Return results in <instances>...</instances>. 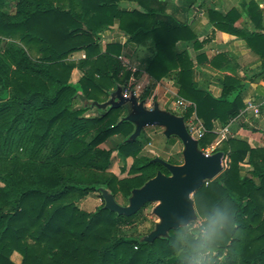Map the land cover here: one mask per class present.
<instances>
[{"label": "trees", "instance_id": "1", "mask_svg": "<svg viewBox=\"0 0 264 264\" xmlns=\"http://www.w3.org/2000/svg\"><path fill=\"white\" fill-rule=\"evenodd\" d=\"M128 2L137 8L123 7ZM250 5L254 20L258 7ZM208 13L220 30L241 34L234 27L238 10ZM109 29L124 32L139 45L152 41L145 71L155 82L178 71L179 96L194 104L182 114L186 120L196 112L211 129L214 120L227 123L245 108L247 83L226 81L220 98L197 87L191 56L178 49L197 37L189 25L166 13L161 0H0V44L9 43L0 51V264H15L14 252L23 257L22 264H192L202 256H212L215 264H264V149L244 139L232 140L229 153L228 148L217 150L229 157L227 168L194 195L202 227L218 211L230 217L222 234L195 255L197 233L184 235L190 225L145 243L142 236L120 235L121 227L143 209L126 217L105 204L94 214L72 204L76 192L101 193V188L116 200L121 193L128 204L132 190L158 173L153 165L159 163L150 158L139 168L142 175L122 179L118 187L111 181L84 184L63 175L64 168L104 172L115 153L123 162L141 154L140 138L125 142L135 130L131 122L121 121L125 109L95 108L96 116L85 115L93 110L85 101L104 103L117 85L127 89L120 78L121 46L112 43L102 49V34ZM242 36L261 57L264 72V34ZM76 52H85L93 68L73 80L78 66L69 58ZM131 77L132 72L125 74V80ZM119 134L125 139L116 148L102 147ZM246 164L252 167L247 173ZM248 229L256 232L254 237L238 235ZM182 241L187 249L175 255ZM236 244H243L237 255L232 252Z\"/></svg>", "mask_w": 264, "mask_h": 264}, {"label": "crops", "instance_id": "2", "mask_svg": "<svg viewBox=\"0 0 264 264\" xmlns=\"http://www.w3.org/2000/svg\"><path fill=\"white\" fill-rule=\"evenodd\" d=\"M161 2L165 4V11L168 15L189 25L197 37L195 40L180 43L178 49H185L189 52L194 65L192 78L199 89L208 91L215 98H220L226 81L234 79L248 84L242 94L245 108L227 123L214 120L211 129H208L203 120L197 117L196 112L190 115L188 120L197 117L206 129V144L202 149L211 154L218 149L228 148L229 153L233 146L232 140L235 139H244L251 147L264 149L262 60L242 36V34H264V0H161ZM252 2L258 7L254 15L256 22L250 17ZM137 6L135 2L123 3V7L128 9H135ZM233 9L240 13L234 27L240 30L241 34L220 30L208 13V10H212L226 15ZM112 43L121 46L119 56L124 57L122 62L132 71L131 80L136 83L135 89L139 99H141L140 92L145 87L149 101H157L161 108L179 115L188 111L175 108V100L183 98L179 96L176 83L178 71H173L170 76L159 82H155L146 73V60L153 54L152 41L149 40L146 44L139 45L130 41V37L122 31L116 29L104 31L101 42L103 51L108 44ZM79 54L82 53L72 55V59ZM78 72V69L73 71V80L82 77V74ZM226 128L228 131L223 132ZM102 147L109 148V145L105 143ZM114 155L118 158L117 153ZM225 161L229 162L227 155ZM251 170L252 167L246 164L245 173ZM12 260L15 264H22L23 257L14 252Z\"/></svg>", "mask_w": 264, "mask_h": 264}, {"label": "water", "instance_id": "3", "mask_svg": "<svg viewBox=\"0 0 264 264\" xmlns=\"http://www.w3.org/2000/svg\"><path fill=\"white\" fill-rule=\"evenodd\" d=\"M146 101L139 99L134 89L126 96L125 88L117 85L106 102L85 101L84 106L92 109H125L126 115L121 121H129L135 126L126 143L135 142L150 127L161 128L165 137H177L181 141L183 163L174 164L159 156L153 158L151 162L159 163L169 174L158 171L142 187L133 189L127 205L120 204L109 190H100L105 208L119 216L132 217L147 204L155 203L153 213L159 221L148 235L140 239L141 242L153 243L159 238L169 237L172 230L198 221L194 195L207 182L222 174L226 155L224 151L206 153L200 146V140L190 134L184 115L161 108L157 101L153 108H148Z\"/></svg>", "mask_w": 264, "mask_h": 264}, {"label": "rangeland", "instance_id": "4", "mask_svg": "<svg viewBox=\"0 0 264 264\" xmlns=\"http://www.w3.org/2000/svg\"><path fill=\"white\" fill-rule=\"evenodd\" d=\"M13 12H11L12 13L11 15L14 14ZM8 47H9V43L7 41H3L0 44V51L2 52L4 51V49ZM79 53H82V54L75 56L74 59H72L73 57L72 55H74L72 54L69 58V61L74 62L78 66V68L76 69H78V71L83 75L85 72L87 73L90 72L93 67L87 64L86 53L85 52H79ZM118 60H119V57H118ZM120 66H121L120 78L122 79L123 83L127 85V88L129 87L136 88V83L133 82L131 78L128 80H125V74L127 72H132V71L129 70L127 65L124 64V62L122 61H120ZM146 89L147 88L145 87L142 88L140 92V98L141 99L144 98L147 100L146 104L148 108H153L154 102L153 100L149 101V96L147 95ZM120 114L124 116L126 115V111H121ZM85 115L87 117L96 116L97 109L93 108V110L87 112ZM124 139H125L124 136L119 134V135H115L109 138L105 143L109 145V148H116ZM139 141L141 144V154L139 156V159L137 160H134L133 158L129 160L128 158L127 161L123 162L119 157L118 159L117 156H115L113 159V165L107 171L103 172L96 168H90L87 170H82V169L76 170V169L64 168L62 171L63 175L66 178L69 177L72 181L81 182L84 184L111 181L115 186L118 187L120 180L142 175L143 171H140L139 168H141L143 164H146L147 160L150 158L152 159V158L159 156L174 164L183 163V154H182L183 145L181 141L177 137H171V138L165 137L163 130L161 128H158V127L147 128L143 132ZM135 165L136 167H138V170L134 168ZM153 166L156 167L157 171L161 170L165 174H169L167 169L160 166L159 164L153 165ZM146 170L151 172L155 169L153 170L146 169ZM76 194H77L76 195L77 197L75 200L72 201V204H74L79 209L86 211L90 214H94L105 204L103 198L101 197V193L98 191L76 192ZM117 200L122 205L127 204L126 198L121 193H118ZM155 206H156L155 203L147 204L143 208L142 212L138 215V217L135 218V220L131 222H126V224H124L121 227L120 235L125 236V237L148 235L155 228L156 223L159 221V218L153 213V209ZM203 221L204 220L199 217L198 221H195L192 224H190V227L186 229V232L184 235H187L190 233L191 234L198 233L200 231V228L202 227ZM193 225H197V226L193 227ZM255 234L256 232L254 230L252 231V229L239 230L238 232V235L241 238H247V237L251 238V237H254ZM242 248H243V244H236L232 252H234L237 255L240 253ZM256 248L257 246H254L252 248V252L256 251ZM186 249H187V245L184 243V241H182L175 255H179L183 250H186ZM195 260L198 261V264H215L212 256H202V258H197ZM240 261L241 260H239L238 264H241Z\"/></svg>", "mask_w": 264, "mask_h": 264}, {"label": "clouds", "instance_id": "5", "mask_svg": "<svg viewBox=\"0 0 264 264\" xmlns=\"http://www.w3.org/2000/svg\"><path fill=\"white\" fill-rule=\"evenodd\" d=\"M230 217L227 213L217 212L210 219L207 225L200 228L196 234V243L192 245V252L195 255L200 249L204 248L212 240L222 234V230L228 226ZM197 225H193L196 227ZM192 264H198V261L193 259Z\"/></svg>", "mask_w": 264, "mask_h": 264}, {"label": "built area", "instance_id": "6", "mask_svg": "<svg viewBox=\"0 0 264 264\" xmlns=\"http://www.w3.org/2000/svg\"><path fill=\"white\" fill-rule=\"evenodd\" d=\"M119 60L120 61H124V57L123 56H119ZM134 89L135 90V93H136V89L135 88H127L125 90V95L126 96H129L130 94V91ZM137 95V93H136ZM175 104V108L177 109H181L183 111H187L188 109L194 107V104L191 102V101H188L184 98H177L174 102ZM187 127L189 129V132L190 134L195 138V139H198V140H202L205 135H206V129L203 125V123L197 118H193L191 120H187ZM228 131V128L224 129L223 132H227ZM226 158V157H225ZM228 163H226L225 161V168L227 166ZM209 182L206 183V185L208 184Z\"/></svg>", "mask_w": 264, "mask_h": 264}]
</instances>
